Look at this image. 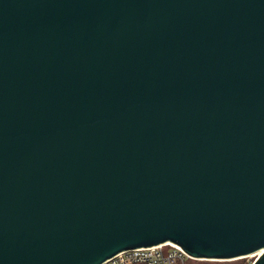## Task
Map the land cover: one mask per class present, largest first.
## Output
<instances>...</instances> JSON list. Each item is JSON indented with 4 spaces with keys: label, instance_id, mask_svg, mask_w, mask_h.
Segmentation results:
<instances>
[{
    "label": "water",
    "instance_id": "obj_1",
    "mask_svg": "<svg viewBox=\"0 0 264 264\" xmlns=\"http://www.w3.org/2000/svg\"><path fill=\"white\" fill-rule=\"evenodd\" d=\"M165 242L264 264V0H0V264Z\"/></svg>",
    "mask_w": 264,
    "mask_h": 264
},
{
    "label": "built area",
    "instance_id": "obj_2",
    "mask_svg": "<svg viewBox=\"0 0 264 264\" xmlns=\"http://www.w3.org/2000/svg\"><path fill=\"white\" fill-rule=\"evenodd\" d=\"M191 259L177 244L165 242L121 251L103 264H191Z\"/></svg>",
    "mask_w": 264,
    "mask_h": 264
},
{
    "label": "trees",
    "instance_id": "obj_3",
    "mask_svg": "<svg viewBox=\"0 0 264 264\" xmlns=\"http://www.w3.org/2000/svg\"><path fill=\"white\" fill-rule=\"evenodd\" d=\"M190 262L191 264H247V263H243L242 260H238V259H235L234 261H220V262L219 261H209V260L199 261V260L191 259Z\"/></svg>",
    "mask_w": 264,
    "mask_h": 264
},
{
    "label": "rangeland",
    "instance_id": "obj_4",
    "mask_svg": "<svg viewBox=\"0 0 264 264\" xmlns=\"http://www.w3.org/2000/svg\"><path fill=\"white\" fill-rule=\"evenodd\" d=\"M255 258V255H252V254H249L247 257H244V258H240L238 260H242L243 263H252L253 259Z\"/></svg>",
    "mask_w": 264,
    "mask_h": 264
},
{
    "label": "bare ground",
    "instance_id": "obj_5",
    "mask_svg": "<svg viewBox=\"0 0 264 264\" xmlns=\"http://www.w3.org/2000/svg\"><path fill=\"white\" fill-rule=\"evenodd\" d=\"M258 253H259V252H257V253H254V254H252V255H255V256H256V255H258Z\"/></svg>",
    "mask_w": 264,
    "mask_h": 264
}]
</instances>
